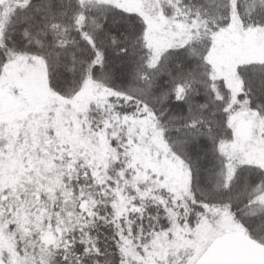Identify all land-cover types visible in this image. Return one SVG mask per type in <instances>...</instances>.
Listing matches in <instances>:
<instances>
[{
  "label": "snow or ice",
  "instance_id": "snow-or-ice-1",
  "mask_svg": "<svg viewBox=\"0 0 264 264\" xmlns=\"http://www.w3.org/2000/svg\"><path fill=\"white\" fill-rule=\"evenodd\" d=\"M0 264H264V0H0Z\"/></svg>",
  "mask_w": 264,
  "mask_h": 264
}]
</instances>
